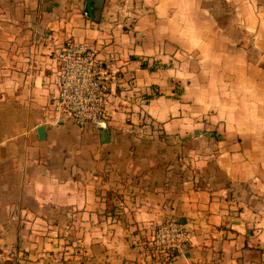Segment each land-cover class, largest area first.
I'll return each mask as SVG.
<instances>
[{
    "label": "crops",
    "instance_id": "obj_1",
    "mask_svg": "<svg viewBox=\"0 0 264 264\" xmlns=\"http://www.w3.org/2000/svg\"><path fill=\"white\" fill-rule=\"evenodd\" d=\"M68 39L136 82L108 142L46 123ZM171 217L195 235L164 260ZM59 257L264 264V0H0V264Z\"/></svg>",
    "mask_w": 264,
    "mask_h": 264
},
{
    "label": "built area",
    "instance_id": "obj_2",
    "mask_svg": "<svg viewBox=\"0 0 264 264\" xmlns=\"http://www.w3.org/2000/svg\"><path fill=\"white\" fill-rule=\"evenodd\" d=\"M137 8L142 6L138 3ZM98 50V45L88 39H68L58 48L56 92L45 117L47 124L59 126L73 121L82 127L109 130L121 104L133 98L136 82L126 77L118 52L101 55ZM194 235L178 218L171 217L156 226L150 242L166 260L171 252L187 250ZM58 264H66L63 257L58 258Z\"/></svg>",
    "mask_w": 264,
    "mask_h": 264
},
{
    "label": "water",
    "instance_id": "obj_3",
    "mask_svg": "<svg viewBox=\"0 0 264 264\" xmlns=\"http://www.w3.org/2000/svg\"><path fill=\"white\" fill-rule=\"evenodd\" d=\"M37 131H38V135H39L40 139L46 138V127L45 126H43V125L39 126ZM100 135H101L102 141H107V142L109 141V139H110L109 130H101Z\"/></svg>",
    "mask_w": 264,
    "mask_h": 264
}]
</instances>
